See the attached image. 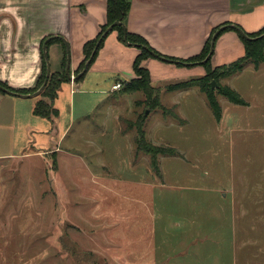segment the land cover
<instances>
[{
  "label": "rangeland",
  "instance_id": "374dc122",
  "mask_svg": "<svg viewBox=\"0 0 264 264\" xmlns=\"http://www.w3.org/2000/svg\"><path fill=\"white\" fill-rule=\"evenodd\" d=\"M231 62L64 89L52 117L0 103V264H264V53ZM139 127L175 155L154 166Z\"/></svg>",
  "mask_w": 264,
  "mask_h": 264
},
{
  "label": "crops",
  "instance_id": "0c3cea01",
  "mask_svg": "<svg viewBox=\"0 0 264 264\" xmlns=\"http://www.w3.org/2000/svg\"><path fill=\"white\" fill-rule=\"evenodd\" d=\"M129 2L124 21L126 30L144 38L163 56L176 59L199 54L215 27L235 25L246 33L264 27V0ZM105 22L106 0H0V81L13 90L33 89L42 73L44 39H48L50 74L65 71L68 48L69 74L74 76L73 83L67 78L60 84L52 100L41 93L24 97L0 91V103H34L35 106L44 100L57 110L54 105L61 103L58 94L64 89L70 94L69 103H78V91H118L111 89L114 83L135 77L132 65L139 50L120 41L116 30L106 36L84 76L78 80V67L84 59L83 45L97 36ZM243 53L244 46L237 33L228 30L214 42L211 62L213 65L228 63ZM188 65H184V72L192 68ZM142 66L149 70L152 83L177 68L174 63L156 58L143 60ZM105 77H109L107 83H110L107 90Z\"/></svg>",
  "mask_w": 264,
  "mask_h": 264
},
{
  "label": "trees",
  "instance_id": "16d2710c",
  "mask_svg": "<svg viewBox=\"0 0 264 264\" xmlns=\"http://www.w3.org/2000/svg\"><path fill=\"white\" fill-rule=\"evenodd\" d=\"M129 9H130L129 0H106V22L103 26H101L100 31L97 34V36L87 41L83 45L84 59L79 64L78 73H80L83 70L86 61L91 57V55H92V59L90 63L88 64V66L92 63V61L96 57L97 52L102 46L104 39L110 33L109 31L106 35H104V32L107 29V27H109L113 22H121L124 25V21L129 12ZM219 28L220 27L218 26L212 30L210 36L208 37L207 41L205 42L199 54L191 58H188V59H176L174 57L163 56L159 52L155 51L144 38L134 33L128 32L125 28V25H124V28L121 25L113 26L111 31L116 30L118 32V39L120 41L125 43L124 38H123L125 34L127 42L131 44H135V47L138 48L139 50L138 54L135 56L133 60V65H132L133 72L137 76V78L124 84L123 90L127 92L141 90L145 94L150 93V91L152 90L150 86V81H151L150 72L147 68L142 66V61L147 58L160 59L159 57H165L170 60H173L171 63H174L177 66H184L183 62L194 63V62H200L204 60L211 50L212 36L215 33V31H217ZM238 28L241 29L240 27ZM228 30L236 32L244 46V55L238 58L237 60L229 63L226 69V75L229 76V75L238 73L247 64L253 63L254 65H256L261 60L263 53H264V35H262L264 34V27L254 33L244 32L248 37H250L249 39L244 37L237 29L233 27H226L217 34L215 41L220 34ZM44 41L45 39L42 41V44L44 43ZM97 43H98V46L95 49ZM212 54H213V51H212ZM211 56L202 65L209 67ZM65 61L66 59L64 58L63 63H62L63 65H65ZM175 61H178V62H175ZM165 62H168V61H165ZM215 73H216L215 71H211V73H208V75L205 78H209V80H211L214 78L213 75H215ZM45 74H46V63H45L44 56L42 54V73L37 80L36 86L33 89L13 90L10 87H8L6 83L1 82V81H0V85L16 94L33 93L42 85L44 78H45ZM83 76L84 74L78 76V80L82 79ZM66 79H67V76L64 72L51 73L46 86L41 92V95L48 96L52 100L57 92L58 87ZM192 86H199L201 88V83L198 79H190L187 81L168 85L167 89L168 90H185ZM230 99H232L236 103H239V98L237 97L231 96ZM209 102L215 103L212 99H210ZM33 114L37 116H41V117H52L57 114V110L52 106V103H47L44 100H40L38 103L35 104L33 108ZM135 145L138 151H143L150 155L151 162L154 164V166H156L155 160H156L157 155H170V156L175 155L174 150L171 148L166 149L161 146H155L152 143L148 142L145 138L144 131L140 127L138 128V136L135 139Z\"/></svg>",
  "mask_w": 264,
  "mask_h": 264
},
{
  "label": "water",
  "instance_id": "95a60500",
  "mask_svg": "<svg viewBox=\"0 0 264 264\" xmlns=\"http://www.w3.org/2000/svg\"><path fill=\"white\" fill-rule=\"evenodd\" d=\"M115 25H121V26L124 28V25H123L121 22H113L109 27H107V29H106L105 32H104V35H106L109 31H111V29H112L113 26H115ZM226 27H233V28L237 29V30H238V31H239L244 37H246V38H248V39L250 38V37H248V36L244 33V31H243L242 29H239V28L236 27L235 25H224V26H221L217 31H215V33H214L213 36H212V40H211V50H210L209 54L207 55V57H206L204 60H202V61H200V62H196V64L204 63V62H205V61L211 56L212 51H213V48H214L215 38H216L217 34H218L221 30H223L224 28H226ZM123 38H124V41H125L126 44H128V45H132V46H135V44H131V43H128V42H127V40H126V35H125V34H124ZM47 42H48V39H47L46 41H44V43H43V45H42V53H43V56H44V59H45V63H46V74H45L44 81H43L42 85H41L36 91H34L33 93L21 94V96H24V97H33V96H37V95H39V94L43 91L44 87H45L46 84H47V81H48L49 76H50V63H49L48 56H47V51H46V44H47ZM97 46H98V43H97L95 49L97 48ZM159 58H160L161 60H163V61H168V62H172V61H173V60H170V59L165 58V57H159ZM91 59H92V55H91V57L86 61L83 70L78 74V76L82 75V74L86 71V69H87V67H88V64L90 63ZM175 62H178V61H175ZM183 64H184V65H188V64H194V63L183 62ZM69 66H70V58H69L68 48H67V61H66V66H65V71H64V72H65V74H66V76H67L68 79L71 78V75L69 74ZM211 84H212V87H213L214 84H215L214 81H212ZM0 91H1V92H5V93H13L12 91H10V90L4 88V87L1 86V85H0ZM145 114H147V112H146Z\"/></svg>",
  "mask_w": 264,
  "mask_h": 264
},
{
  "label": "built area",
  "instance_id": "2783aa9c",
  "mask_svg": "<svg viewBox=\"0 0 264 264\" xmlns=\"http://www.w3.org/2000/svg\"><path fill=\"white\" fill-rule=\"evenodd\" d=\"M70 81L73 83L74 81V76L71 75ZM121 88V83L120 82H116L112 85L111 89L112 90H119Z\"/></svg>",
  "mask_w": 264,
  "mask_h": 264
}]
</instances>
